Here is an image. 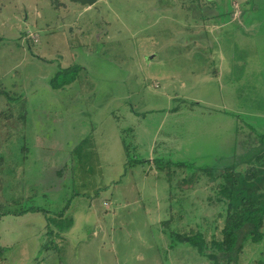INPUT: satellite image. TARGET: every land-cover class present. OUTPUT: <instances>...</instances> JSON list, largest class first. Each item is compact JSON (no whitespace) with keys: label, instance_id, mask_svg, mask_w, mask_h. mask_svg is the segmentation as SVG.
<instances>
[{"label":"rangeland","instance_id":"374dc122","mask_svg":"<svg viewBox=\"0 0 264 264\" xmlns=\"http://www.w3.org/2000/svg\"><path fill=\"white\" fill-rule=\"evenodd\" d=\"M239 3L230 21L247 30ZM191 6L0 0V264H215L170 237L222 212L207 176L188 184L193 169L169 177L149 161L251 156L264 135V30L233 26L216 45L221 27ZM73 65L77 79L53 89ZM263 251L248 246L240 264Z\"/></svg>","mask_w":264,"mask_h":264},{"label":"trees","instance_id":"16d2710c","mask_svg":"<svg viewBox=\"0 0 264 264\" xmlns=\"http://www.w3.org/2000/svg\"><path fill=\"white\" fill-rule=\"evenodd\" d=\"M233 1L189 0L192 3L191 9L199 15L204 23L213 21L224 31L219 30L220 32L217 31L215 33L213 42L216 45L221 41L220 36L228 35L227 29H231L233 26L239 30L243 29L245 33L247 31L243 25L241 26L237 22L232 23L230 21V17L235 12ZM239 1L242 19L245 21V24L257 25V21L260 20L258 17L260 18L259 15L263 10L260 9L258 0ZM261 17H264V14H261ZM262 20H260L259 25L264 30V21ZM227 39L229 40L230 36ZM260 42L261 40L259 39L257 43ZM220 47L221 45L218 46L219 49ZM78 67L73 65L60 69L50 80L51 87L55 90L66 88V86L77 79L78 72H76V68ZM88 141H90V138L81 142L80 145ZM258 143L254 151H251L253 152L251 156L246 158L244 155L238 160L235 159L233 163L226 164L220 168L209 166L197 167L188 162H177L165 157L149 161L150 164H155L156 168L160 171H166L169 177L173 175L170 172L172 170L175 171L180 168L193 169L194 174L191 177V181L188 182L187 177L184 179V182L188 184H193L196 180L200 179L199 173L206 175L210 187L214 189V196H209V201L212 202L215 199L222 203V212L217 215V220L212 222L214 225H211L209 229L204 228L203 225H199L198 229L183 234L171 231L170 237L174 240V243L192 246L199 254L215 264H240L241 256L248 246L264 245V135L261 136ZM123 148L126 153H129L128 145L123 143ZM145 161L147 160H136V163L144 164ZM128 164L132 166L135 163L133 159H128L126 169H129ZM69 203H66L57 212V215H65ZM34 211H43L45 214L48 212V210L42 208H35ZM24 212H28V209L19 210L16 214ZM218 219L223 220L221 228L217 224ZM56 224L59 227L60 232L58 233L60 235L71 229L73 220L56 221ZM164 225L168 226L169 222H164ZM208 233H210L209 239H207ZM45 247L47 248L48 245ZM1 251H4V249L2 248ZM256 263L264 264V251L256 258Z\"/></svg>","mask_w":264,"mask_h":264},{"label":"water","instance_id":"95a60500","mask_svg":"<svg viewBox=\"0 0 264 264\" xmlns=\"http://www.w3.org/2000/svg\"><path fill=\"white\" fill-rule=\"evenodd\" d=\"M70 1L77 2L82 5H90V6H93L98 2V0H70Z\"/></svg>","mask_w":264,"mask_h":264},{"label":"crops","instance_id":"0c3cea01","mask_svg":"<svg viewBox=\"0 0 264 264\" xmlns=\"http://www.w3.org/2000/svg\"><path fill=\"white\" fill-rule=\"evenodd\" d=\"M252 26V24H250V25H247V27H248V29H249V27H251ZM251 28H253V27H251ZM248 29H247V31H248ZM253 29H255V30H257L256 32H262V29H263V27H261V25H259V26H254V28ZM250 30V29H249Z\"/></svg>","mask_w":264,"mask_h":264}]
</instances>
